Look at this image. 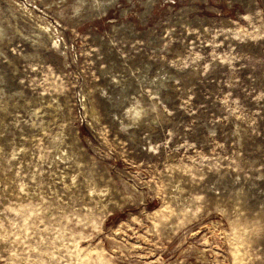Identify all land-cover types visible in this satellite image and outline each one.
Masks as SVG:
<instances>
[{
    "label": "rangeland",
    "instance_id": "rangeland-1",
    "mask_svg": "<svg viewBox=\"0 0 264 264\" xmlns=\"http://www.w3.org/2000/svg\"><path fill=\"white\" fill-rule=\"evenodd\" d=\"M0 264H264V0H0Z\"/></svg>",
    "mask_w": 264,
    "mask_h": 264
}]
</instances>
